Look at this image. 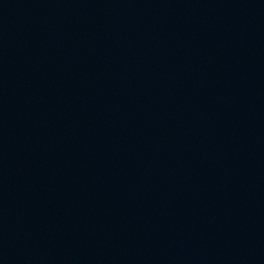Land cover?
I'll list each match as a JSON object with an SVG mask.
<instances>
[{"label":"water","instance_id":"water-1","mask_svg":"<svg viewBox=\"0 0 264 264\" xmlns=\"http://www.w3.org/2000/svg\"><path fill=\"white\" fill-rule=\"evenodd\" d=\"M0 264H264V0H0Z\"/></svg>","mask_w":264,"mask_h":264}]
</instances>
